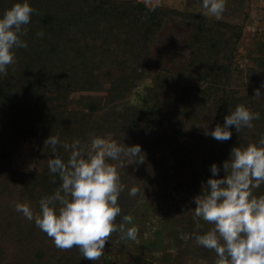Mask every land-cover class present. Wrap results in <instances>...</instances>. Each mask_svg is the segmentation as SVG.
I'll return each instance as SVG.
<instances>
[{"label": "trees", "instance_id": "obj_1", "mask_svg": "<svg viewBox=\"0 0 264 264\" xmlns=\"http://www.w3.org/2000/svg\"><path fill=\"white\" fill-rule=\"evenodd\" d=\"M16 2L0 0V14ZM29 3L37 12L22 36L28 47L15 49V62L0 75V264H103L113 242L123 240L118 231L111 233L103 255L93 262L76 246L57 248L34 221L16 211L17 203L38 210V201L61 183L48 169V160L55 155L45 145L51 134L59 136L62 143L56 154L65 160L70 150L62 144L74 139L89 145L93 135L112 136L120 145L140 144L144 153L138 162L118 167L125 188L118 197L121 213L115 223L123 215L132 216L144 195L154 197L160 206L176 204V213H185L191 205L180 264L191 256L216 260L213 250L193 238L194 197L212 175V163L220 166L218 175L223 176V163L234 146L264 136V51L240 53L244 23L144 0ZM175 23L184 28L185 42L166 57L172 66H163L151 57L160 33ZM40 31L43 36L37 35ZM143 84L145 103L126 104ZM79 85L107 86L101 109L70 108ZM257 88L262 96H254ZM238 104L260 114L252 127L238 132L231 126L227 141L204 134L206 126L223 124ZM27 138L39 140V169L17 173L10 167V143ZM133 186L138 192L130 196ZM187 194L191 200L180 198ZM253 194H264V184ZM200 223L201 233L212 227L202 219ZM126 264L157 263L132 255Z\"/></svg>", "mask_w": 264, "mask_h": 264}, {"label": "clouds", "instance_id": "obj_2", "mask_svg": "<svg viewBox=\"0 0 264 264\" xmlns=\"http://www.w3.org/2000/svg\"><path fill=\"white\" fill-rule=\"evenodd\" d=\"M202 8L205 10L202 14L219 18L225 0H202ZM36 12L29 0H17L0 14V75L15 62V49L28 47L22 36ZM37 35L44 33L40 31ZM254 96H262L259 88ZM259 115L238 104L230 109L223 124L217 123L211 129L206 126L204 134L227 141L232 136L231 126L240 132L242 128L252 127V121ZM61 143L58 135L51 134L45 140V145L55 154L48 160V169L59 175V187L38 201V210L34 211L27 203H17L15 208L52 238L57 248L76 246L83 258L94 262L103 255L111 233L118 231L121 238L132 240L137 237L138 229L131 215H123L121 222L115 223L121 213L118 197L125 188L118 167L128 161H131L128 165L138 162L144 152L140 144L124 146L93 135L89 145H82L79 139L71 144L63 143L70 150L65 160L56 154ZM223 169L225 174L219 176L220 166L212 163V175L194 197L193 238L198 245L215 252V264H264V194H253L264 184V136L255 143L234 146ZM137 192L135 186L128 189L130 196ZM201 219L212 225L203 233L198 231L202 227Z\"/></svg>", "mask_w": 264, "mask_h": 264}, {"label": "rangeland", "instance_id": "obj_3", "mask_svg": "<svg viewBox=\"0 0 264 264\" xmlns=\"http://www.w3.org/2000/svg\"><path fill=\"white\" fill-rule=\"evenodd\" d=\"M150 4L163 5L181 11L202 13V0H144ZM207 15V14H206ZM214 17L212 15H208ZM216 18V17H214ZM219 19L242 22L246 26L245 36L240 45V53L264 51V0H225V8ZM186 34L182 26L174 24L160 33L153 56L154 62L162 61L161 65L170 64L166 57L171 56L183 47ZM169 66H172L171 64ZM126 104H144V84L139 86ZM107 86L79 85L74 87L69 102L71 109L96 111L101 109ZM107 139L114 140L112 136ZM39 140L34 138L13 140L10 143V167L17 173L36 172L39 169L37 150ZM180 198L191 200L190 195ZM178 198V199H180ZM191 204V203H190ZM163 206L154 201V197L144 195L138 206L132 211L133 224L137 227L136 239L122 238V242H113L103 258V264H126L133 256L143 257L160 264H180L182 248L187 238L186 225L191 205L185 213H176V204ZM189 212V213H188ZM145 222V223H143ZM130 226V225H129ZM160 229V234L156 233ZM155 240L154 244H151ZM184 264H215L212 261L189 257Z\"/></svg>", "mask_w": 264, "mask_h": 264}]
</instances>
